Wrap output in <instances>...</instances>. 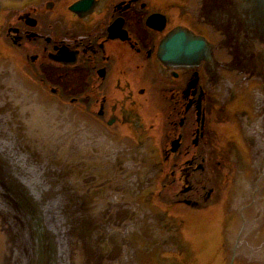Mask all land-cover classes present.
I'll use <instances>...</instances> for the list:
<instances>
[{
  "label": "water",
  "instance_id": "water-1",
  "mask_svg": "<svg viewBox=\"0 0 264 264\" xmlns=\"http://www.w3.org/2000/svg\"><path fill=\"white\" fill-rule=\"evenodd\" d=\"M36 1L0 0V27L5 10ZM152 2L183 23L158 41L159 73L201 69L228 120L220 208L198 219L159 206L138 111L119 118L130 134L111 133L30 79L0 41V264H264V0Z\"/></svg>",
  "mask_w": 264,
  "mask_h": 264
},
{
  "label": "flooded vegetation",
  "instance_id": "flooded-vegetation-1",
  "mask_svg": "<svg viewBox=\"0 0 264 264\" xmlns=\"http://www.w3.org/2000/svg\"><path fill=\"white\" fill-rule=\"evenodd\" d=\"M78 1L39 0L5 10L0 41L30 79L111 133L130 134L119 118L138 111L132 130L140 140L150 129L157 204L198 219L216 213L228 182L219 154L228 120L217 115L201 69L159 73L155 65L158 41L183 24L179 15L152 0H100L83 16L70 11ZM153 14L163 15L162 31L146 26Z\"/></svg>",
  "mask_w": 264,
  "mask_h": 264
}]
</instances>
